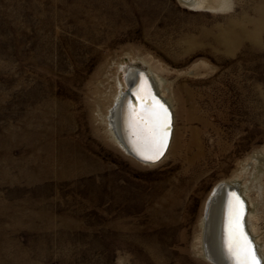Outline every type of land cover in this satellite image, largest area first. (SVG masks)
Segmentation results:
<instances>
[{"label":"rangeland","instance_id":"obj_1","mask_svg":"<svg viewBox=\"0 0 264 264\" xmlns=\"http://www.w3.org/2000/svg\"><path fill=\"white\" fill-rule=\"evenodd\" d=\"M207 3L0 0V264H215L205 202L232 180L264 261V0ZM128 66L172 111L153 164L109 132Z\"/></svg>","mask_w":264,"mask_h":264},{"label":"water","instance_id":"obj_2","mask_svg":"<svg viewBox=\"0 0 264 264\" xmlns=\"http://www.w3.org/2000/svg\"><path fill=\"white\" fill-rule=\"evenodd\" d=\"M127 79L128 83L125 87L123 94L120 98V101L114 105L119 110V134H117L118 141L124 145L125 150L129 155L134 157L140 162L153 164L158 162L162 156L164 155L166 148L169 143L171 130H172V111L170 108L169 103L157 92L154 83L147 75L146 70L128 66L124 77ZM132 80V81H131ZM146 82L148 89L150 91L151 97H154L155 100H158L164 107L167 109L169 114V129L167 133V143L164 148L163 154L159 157V159L155 161L145 160L136 152V147L139 141V137L136 135L138 128L136 126L135 120V113H139L144 111L148 106V100L144 99L141 100L139 95H134L140 89V86ZM152 107L155 108V102H153ZM137 144H136V143ZM223 195V202H222V213L218 215V223L219 227L215 230V236L218 237L219 240V248H220V258L211 259L215 264H234L233 258L229 254L226 240H227V232L230 222V215L232 210V194H237L240 199L243 201L244 204V214L241 219V223L243 225L244 231L248 234L249 238L251 239L245 222V215H246V206L247 203L240 192L236 189L235 186L229 185L225 181L218 182L215 186L211 189L206 202H205V210H204V218L206 220L208 214L206 213L208 205L211 207L212 204L215 205L217 201H215L219 196ZM218 196V197H217ZM218 200V199H217ZM206 222V221H205ZM252 240V239H251ZM253 241V240H252ZM254 244V242H253ZM255 247V245H254ZM256 248V247H255Z\"/></svg>","mask_w":264,"mask_h":264},{"label":"snow or ice","instance_id":"obj_3","mask_svg":"<svg viewBox=\"0 0 264 264\" xmlns=\"http://www.w3.org/2000/svg\"><path fill=\"white\" fill-rule=\"evenodd\" d=\"M139 95L141 100H148L147 108L135 113L136 135L139 141L136 152L145 160L155 161L163 154L167 143L169 129V114L167 109L154 97H151L146 82L134 93ZM155 102L156 107L152 104ZM244 214V204L240 197L232 194V210L227 232L226 245L234 264H264L258 250L254 247L253 241L244 231L241 223Z\"/></svg>","mask_w":264,"mask_h":264},{"label":"bare ground","instance_id":"obj_4","mask_svg":"<svg viewBox=\"0 0 264 264\" xmlns=\"http://www.w3.org/2000/svg\"><path fill=\"white\" fill-rule=\"evenodd\" d=\"M180 1L184 5H186L187 7L191 8V9H196V10L197 9H202V8L208 6V3H207L208 0H180ZM147 75L149 76V78L154 83L157 92L162 96V94L158 91V87H159V84H160L159 83L160 81H158V80H160V79H157L152 73H150V71H147ZM124 83H125V86H127L128 81H127L126 77L124 78ZM123 91L124 90H120L119 91L118 96H116L114 104H116V103H118L120 101V98H121V96L123 94ZM164 99H166V98H164ZM118 117H119V110L116 108V105H114L109 110V115L107 116L108 124H109V132L112 135L113 139L116 141V143H118L121 146V148H123L124 151L127 153V151L124 148V145L122 143H120V141H118V137H117V134H116V133L119 134ZM171 135H172V130H171ZM171 135H170L169 143H170V140H171ZM169 143H168V146H169ZM168 146L166 148V151L168 149ZM166 151H165V153H166ZM225 182L228 183L229 185L235 186L236 189L243 196V193L245 192V187L242 184H240L239 182H237L235 180H232L230 182H228V181H225ZM217 199L215 200V201H217L215 203V205L212 204L211 207L208 205L207 210H206V213L208 214V216H207L206 220H205V218H202L203 222H201L202 223V227H201L202 228V238H201V241H200L201 249L203 251V255L205 257H207L208 259H210V258L211 259L212 258L215 259V258H218V257L220 258V248H219V245H218L219 244V240H218V237L215 236V230L217 229V226L219 227L218 215L222 213V209H223L222 208V202H223L222 193H221V196H219ZM245 201L247 203V206H246L247 211H246V215H245V222H246V227H247V221L250 219V214H249V211H248V204L249 203L247 202V200H245ZM247 230H248V227H247ZM248 233H249L251 239L254 242V239L251 236L249 230H248ZM254 245H255V242H254ZM255 247H256V245H255ZM260 257L262 259V255H260ZM262 261H263V259H262Z\"/></svg>","mask_w":264,"mask_h":264}]
</instances>
